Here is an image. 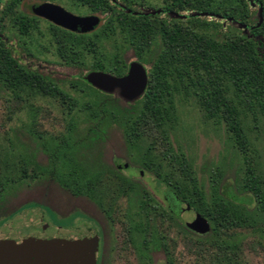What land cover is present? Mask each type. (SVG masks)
<instances>
[{"label": "trees", "instance_id": "obj_1", "mask_svg": "<svg viewBox=\"0 0 264 264\" xmlns=\"http://www.w3.org/2000/svg\"><path fill=\"white\" fill-rule=\"evenodd\" d=\"M22 1L0 0V87L14 92L27 89L58 95L73 111L78 106L77 101L53 81L54 75L45 71L32 45L25 41L31 39L32 30H38V19L22 14L12 18V28L17 35L13 39L15 45L3 31L7 15ZM67 1L101 16L99 26L89 39H85L87 35H73L51 26L46 38L49 46L40 45L41 49H53L62 65L75 66L78 70L77 65L84 64V58L90 53L93 56L92 63L88 64L91 71L116 76L125 72V55L130 52L132 59L149 66L148 88L139 101L122 107L119 99L101 94L84 82L82 74L66 76L62 81L70 89L90 93L96 99L92 105L79 108L89 111L91 124L82 137L73 132L69 141L50 148L46 165L32 161L33 169L29 174L24 163L22 177L12 183L26 180L52 183L62 190H71L73 196H89L94 200L91 186L100 170H95L96 163L89 162L85 154L102 137L103 130L99 132V127L119 125L129 144L138 141L152 127L166 145L164 159L168 161L166 166L173 168L175 184L169 185V177H160L161 167L157 168L148 154L149 149L144 150L137 160L141 168L153 172L159 182L167 184L172 196L165 198L167 204L162 207L143 187L122 179L117 195L128 199L129 211H133L126 231L128 242L134 244L143 258H150L152 251L162 249L167 256L165 264H175L166 240L163 242L164 236L154 229L153 215L156 219L178 221L177 200L210 223V232L204 237L210 235V244L217 248L214 253L209 252L211 264H215L214 260L216 264H240V247L230 231L264 224V178L248 156L252 145L246 123L248 118L256 122L258 116L264 117V0H258L263 10L258 27L257 12L249 8L246 0H159L161 13L153 15L149 12L155 9L149 7L154 0ZM196 13L210 16L191 15ZM171 14L185 18H174ZM218 15L237 24L225 25L223 20L214 17ZM238 24L246 26L247 30L238 28ZM42 38H45L43 34ZM181 97L194 98L206 120L223 124L242 155L244 168L230 182L224 183L230 187L229 199L221 195L220 186L222 188L224 181L216 174L211 177V194L207 200L192 161L169 142L170 131L177 128V103ZM12 187L0 185V205ZM99 207L111 218L113 204ZM150 207L153 215H150ZM181 226L189 231L185 224Z\"/></svg>", "mask_w": 264, "mask_h": 264}, {"label": "rangeland", "instance_id": "obj_2", "mask_svg": "<svg viewBox=\"0 0 264 264\" xmlns=\"http://www.w3.org/2000/svg\"><path fill=\"white\" fill-rule=\"evenodd\" d=\"M41 1L43 0H25L5 19L3 31L12 39V43L13 39L17 38L12 28V18L20 12L29 15L30 7ZM46 1L58 4L77 16L90 13L85 7L75 6L67 0ZM247 3L249 8L256 12L258 4L254 1ZM150 4L149 9L158 10L162 3L154 0ZM47 27V24L38 20V30H32L31 39L25 40L32 45L37 58L53 64L48 68L53 74L58 72L55 75L59 82H63L62 79L66 76H86L88 64L92 63L93 56H86L84 64L77 65L80 66L79 70L69 69L63 72L57 65L58 60L53 51L50 52L49 47L45 51L41 49L40 45L49 46L45 40L48 37ZM42 34L45 38H42ZM90 37L92 35H87L85 39ZM133 57L130 52L125 55L126 60ZM59 86L72 100L77 101L78 106L73 111L68 109L69 103L63 102L58 95H45L27 89L14 92L0 87V185H14L0 205V240L16 233L37 235L42 231L52 237H61L70 231L93 233L101 249L97 255V264H165L167 256L162 249L152 251L150 258H143L134 244L128 242L126 231L129 215L133 211H129L128 199L117 195L122 179H126L143 187L162 207H166L165 198L172 196L169 186L159 182L160 179L153 172L143 170L137 161L142 153L149 149L148 154L155 160V165L157 168L158 165L161 167L160 177H169V185L175 184L173 168L167 167L168 161L164 159L166 145L159 138L158 131L152 130V127L132 144L126 140L124 130L119 125L106 124L99 127V132L102 133L103 130L102 137L98 138L85 154L89 162L96 163L95 170H100L91 186L94 200L89 196H73L71 190H62L52 183L48 185L46 182L29 180L20 184L12 183L22 177L21 168L24 163H27L29 174L33 169L32 161L41 166L46 165L51 154L50 148L69 141L73 132L82 137L91 124L87 115L89 111L83 112L79 108L85 104L92 105L91 102L96 101L94 96L87 92H76L64 82ZM112 96L119 99L115 94ZM119 104L126 107L131 103H124L119 99ZM177 110V128L168 132L172 148L180 149L192 161L195 175L207 200L211 194V177L216 174L224 181L222 188L220 186L221 195L229 199L230 187L224 183L230 182L240 169L244 168L239 149L223 124H216L203 117L194 98L184 100L181 97ZM109 121L108 118L107 122ZM246 123L252 145L248 156L257 166V172L264 178V117L258 116L256 122L248 118ZM124 164H127L126 169L123 168ZM118 165L120 169H117ZM139 172H142V176ZM175 201L178 212L176 222L168 221L164 217L156 219L154 210L150 207L155 231L164 236L163 242L166 240V246L173 254L175 264H211L209 252L214 253L217 248L210 244V235L204 237L185 230L181 224L191 219L195 211L192 208L187 210L185 204L180 205ZM100 204H113L111 218L103 216ZM230 232L235 235V241L240 247V264H264L263 223ZM197 241H202L201 245ZM214 263L216 264L215 260Z\"/></svg>", "mask_w": 264, "mask_h": 264}, {"label": "water", "instance_id": "obj_3", "mask_svg": "<svg viewBox=\"0 0 264 264\" xmlns=\"http://www.w3.org/2000/svg\"><path fill=\"white\" fill-rule=\"evenodd\" d=\"M258 27L262 23V5L258 0ZM33 13L54 25L73 33L83 34L95 30L99 26L100 19L95 16H75L62 7L50 3H44L32 8ZM160 14V10L149 12ZM171 17L183 19L185 16L171 14ZM192 16L206 17L208 14L196 13ZM213 15H211L212 17ZM226 23L236 25L232 19L222 16H214ZM238 28L246 26L238 24ZM84 80L98 91L116 95L124 103H133L139 100L147 86V75L144 67L138 62H132L125 76L115 77L105 72H90ZM186 209L190 208L186 206ZM41 226V225H40ZM186 228L199 235L210 232L209 222L199 213L193 212L191 219L185 222ZM37 235L16 233L0 240V264H96L97 242L93 233L70 231L61 237H52L43 233Z\"/></svg>", "mask_w": 264, "mask_h": 264}, {"label": "flooded vegetation", "instance_id": "obj_4", "mask_svg": "<svg viewBox=\"0 0 264 264\" xmlns=\"http://www.w3.org/2000/svg\"><path fill=\"white\" fill-rule=\"evenodd\" d=\"M3 1V0H2ZM24 1L25 0H23L17 7H15V9H14V11H13V13L15 12V10H16V8H18V7H20L23 3H24ZM2 3H4V2H2ZM44 3H50V4H53V5H57V6H60V5H58V4H55V3H52V2H48V1H41V2H39V3H37L36 5H32L31 7H30V14L29 15H26V14H24V13H22V12H20V14H22V15H24V16H28V17H30V16H35L39 21H42V22H44L45 24H47V29H46V31L49 33V31H50V29L52 30V28H51V26H54L55 28H57V29H59V30H64V31H66V32H68V33H71V34H73V35H92V33L95 31V30H93V31H91V32H88V33H83V34H77V33H73V32H70V31H68V30H65V29H63V28H60V27H58V26H56V25H54L53 23H51V22H49V21H47V20H45V19H43V18H39V17H37L34 13H33V10H32V8L33 7H35V6H38V5H41V4H44ZM60 7H62V6H60ZM64 9V8H63ZM65 10V9H64ZM65 11H67V10H65ZM68 12V11H67ZM12 13V14H13ZM70 13V12H69ZM12 14H8L7 16H10V15H12ZM17 15H19V14H17ZM74 15V14H73ZM75 16H77V15H75ZM79 17H87V16H92V14L91 13H89V15H85V16H80V15H78ZM96 16V15H95ZM99 19H100V21H101V16H97ZM8 18V17H7ZM46 40V39H45ZM14 43H15V41H14ZM13 43V45H15ZM45 51V50H44ZM50 52L51 51H53V53H54V50H49ZM54 55H55V53H54ZM87 56H88V58H90V56H92V54H90V53H87ZM37 57V56H36ZM55 57L57 58V65L59 66V68L64 72V71H68L69 69H71V70H75V69H77L75 66H64V65H62L61 63H60V61H59V59H58V57L55 55ZM37 60H39L38 58H37ZM40 61V60H39ZM41 63H42V65L45 67V71L46 72H50L52 75H54V79H53V81L59 86V84H63V82H59V80L58 79H56V75L55 74H58V72H55V74H53V72L48 68V66L49 65H51V66H53V64H48L46 61H40ZM127 63V68H126V70H125V72L122 74V75H120V76H116V75H113V74H111V75H113V76H115V77H122V76H125L126 74H127V72H128V70H129V67H130V64L132 63V62H138L137 60H134V59H130V60H127L126 61ZM138 63H140V62H138ZM143 67H144V69H145V71H146V75H147V79H148V81H147V86H146V89H145V92H144V94L146 93V91H147V88H148V84H149V66L148 65H145V64H142V63H140ZM55 66V65H54ZM90 67L91 66H89V69L87 70L88 71V73H90V72H101V71H91L90 70ZM87 73V74H88ZM105 73H107V72H105ZM86 74V75H87ZM110 74V73H109ZM75 77V76H74ZM85 77V76H84ZM84 77L82 78L83 79V81L84 82H86L85 80H84ZM77 78V77H76ZM62 79V78H61ZM60 79V80H61ZM87 83V82H86ZM67 84V83H66ZM91 86V85H90ZM60 87V86H59ZM92 87V86H91ZM93 88V87H92ZM95 89V88H94ZM96 90V89H95ZM98 91V90H97ZM98 92H100L101 94H105V95H109V96H112L111 94H106V93H103V92H101V91H98ZM144 94L142 95V97L144 96ZM113 97V96H112ZM141 97V98H142ZM121 167L118 165L117 166V169H120ZM123 168H127V164H124L123 165ZM139 174H140V176H142V172H139ZM92 203H95V201H92ZM166 204H167V199H166ZM101 213L103 214V216L105 217V218H107L105 215H104V213L101 211ZM108 219V218H107ZM90 220H92L93 222H97V221H95L94 220V218H90ZM97 246H98V250H97V255L99 254V252H101V249H100V243L99 242H97ZM96 264H97V262H96Z\"/></svg>", "mask_w": 264, "mask_h": 264}]
</instances>
